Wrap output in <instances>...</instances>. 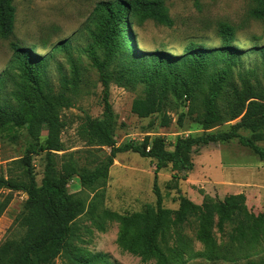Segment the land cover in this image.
Instances as JSON below:
<instances>
[{
  "label": "trees",
  "instance_id": "16d2710c",
  "mask_svg": "<svg viewBox=\"0 0 264 264\" xmlns=\"http://www.w3.org/2000/svg\"><path fill=\"white\" fill-rule=\"evenodd\" d=\"M16 1L0 0V38L9 41L14 62L23 78L11 93V99L19 103L17 106L4 98V82L0 80V134L12 127L27 126L33 138L38 139L46 127L48 139L40 151L47 152L48 161L40 186L33 173L32 155L38 152L35 150H28L23 159L11 163V167H24L28 182L11 175L0 177V191L23 192L28 196L27 213L18 219L24 234L21 239L7 241L1 246L0 263L50 264L67 245L72 225L84 211L83 203L68 192L70 180L76 176L86 188L103 184L119 154L135 153L156 160L157 170L171 164L173 179L182 174L184 181L194 168L189 158L194 147L237 139L241 146L264 160V148L256 144L257 140L264 138L261 133L264 130V59L262 79L252 70L236 71L241 62V51L233 45L235 28L220 25L218 35L222 46L219 48L192 43L181 57L161 52L144 53L134 47L130 18L172 28L174 21L164 0H114L99 3L95 14L100 17L98 27L105 48L110 53L121 52L125 66L129 62L134 65L122 71L128 82L125 86L137 82L146 85L145 95L133 101L132 113L141 119L161 114L162 127H168L171 124L169 110L180 106L186 98L190 102L188 115L194 117L203 130L209 131L227 123L234 125L225 133L178 138L173 151L167 149L166 140L160 136H146L142 144L129 141L118 145L115 139L117 117L110 103L109 76L106 67L98 63L104 85V113L99 120L86 118L78 134L86 146L109 148L110 152L98 161L95 153L89 151L90 161L97 163L94 168L78 171L75 166H65L59 172L54 156L65 151L61 139L65 124L59 116V108L69 106V101L64 94L54 93L45 76V63L33 49L11 40L17 14ZM251 1L250 16L264 24V0ZM261 52L264 57V49ZM183 118L181 115L180 124ZM241 129L249 130L253 137L241 135ZM155 195L156 206L149 205L143 212L127 216L104 212L106 219L120 223V246L133 255L154 256L156 264H178L184 255L190 260L227 262L247 257L264 241V213H253L245 194L228 195L223 200L204 195L200 205L181 195L176 211L163 206L157 185ZM101 196L104 197L103 193ZM189 231L204 246V251L194 250ZM217 234L227 242L219 243ZM74 264L111 263L107 255L95 254Z\"/></svg>",
  "mask_w": 264,
  "mask_h": 264
},
{
  "label": "rangeland",
  "instance_id": "374dc122",
  "mask_svg": "<svg viewBox=\"0 0 264 264\" xmlns=\"http://www.w3.org/2000/svg\"><path fill=\"white\" fill-rule=\"evenodd\" d=\"M114 0H17L16 21L12 41L30 47L45 63V76L56 95L64 94L69 106L59 108L64 122L61 139L65 151L55 153L56 169L75 166L78 171L94 168L90 160L93 151L98 161L110 152L109 148H92L79 137L80 125L86 118L99 120L104 113V85L98 63L106 67L109 76L110 103L117 117L115 139L118 145L134 141L142 144L146 136L163 137L167 149L174 150L178 138L199 137L204 134L225 133L234 123H227L205 131L194 117L188 115L190 102L184 98L180 106L169 110L171 124L162 127V115L141 119L132 113V103L143 97L146 85L140 82L128 87L122 71L128 66L121 52L110 53L100 37L95 9L101 2ZM174 26L168 28L153 21L140 22L131 19L134 47L144 53L161 52L181 57L192 43L205 48L222 46L218 29L228 24L236 30L233 45L241 51V62L236 71L252 70L263 78L262 49H264V24L250 16L251 0H164ZM124 67V68H123ZM123 74V75H122ZM120 77V78H119ZM22 72L14 62L9 41L0 38V80L4 82L3 96L17 106L11 93L22 82ZM129 80V75L127 76ZM184 115L180 124L179 118ZM240 134L253 137L249 130ZM264 136V130L261 131ZM48 139L46 127L38 139L33 138L27 126L12 127L0 134V177L12 176L29 181L24 167H11V163L23 159L28 150L38 151L32 156L33 173L40 186L47 165V152L40 151ZM256 144L264 148V138ZM194 165L192 172L183 180L179 174L173 179L171 164L157 170V161L142 158L135 153L119 154L106 182L92 188L81 185L74 176L68 192L84 205L83 213L72 225V232L65 248L50 264H74L86 261L91 255L104 254L111 264H156L154 256L148 258L129 253L120 246L121 225L108 220L104 212L122 216L143 212L149 205L156 206L155 185L163 197V206L176 211L182 195L200 205L204 195L223 200L232 194H245L249 209L264 213V160L252 150L244 148L237 139L204 147H194L189 155ZM104 195L102 197L101 195ZM28 196L23 192L0 191V248L10 240H19L24 230L18 219L27 213ZM194 240L196 252L204 246ZM219 243L227 242L217 234ZM173 242H170L172 245ZM77 260V261H76ZM76 261V262H75ZM4 264V263H0ZM39 264V263H38ZM178 264H264V241L247 257L235 261L209 262L205 259L190 260L187 255Z\"/></svg>",
  "mask_w": 264,
  "mask_h": 264
}]
</instances>
